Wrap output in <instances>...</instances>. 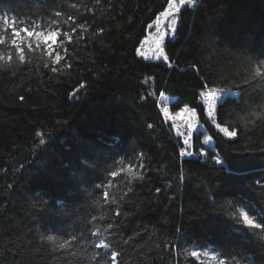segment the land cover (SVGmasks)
I'll use <instances>...</instances> for the list:
<instances>
[{
    "label": "trees",
    "instance_id": "1",
    "mask_svg": "<svg viewBox=\"0 0 264 264\" xmlns=\"http://www.w3.org/2000/svg\"><path fill=\"white\" fill-rule=\"evenodd\" d=\"M166 5L5 0L3 11L21 18L57 8L75 23L59 25L72 40L60 37L65 59L57 73L40 50L28 54L30 63L0 70V264H112V253L118 254L115 264H200L190 255L194 249L209 250L226 264H264V229L237 231L241 210L264 219V87L259 81L244 84L264 59V0L185 6L175 37L164 44L171 67L136 54ZM218 90L228 95L218 101L223 108L217 122L238 130L235 142L217 136L200 112L199 105L207 108V93ZM159 98L171 116L189 109L174 128L163 122ZM192 109L198 127L188 150L203 148L208 155L182 162L176 133L186 132ZM130 163L136 165L131 173ZM109 171L119 174L111 178ZM109 179L105 202L96 186ZM44 203L60 218L38 214ZM53 226L77 235L75 257L59 250L66 235L47 240ZM96 243L104 247L96 249Z\"/></svg>",
    "mask_w": 264,
    "mask_h": 264
},
{
    "label": "snow or ice",
    "instance_id": "2",
    "mask_svg": "<svg viewBox=\"0 0 264 264\" xmlns=\"http://www.w3.org/2000/svg\"><path fill=\"white\" fill-rule=\"evenodd\" d=\"M99 2V0H97ZM197 0H166L167 8L162 11L159 16L156 18V22L159 23L161 18H171L170 22L167 26V31H159L153 40L155 43V56L156 60H163L168 63V66L171 67V63L169 62V57L165 54L164 44L166 39L174 38L176 34V26L178 24V14L181 12L185 6L195 5ZM5 6V0H0V70H12L17 62L18 65H26L30 63L27 59L29 53H35L40 50L42 53H45L47 57L51 60L52 67L50 71L52 73H57L60 69L57 65L60 64L61 60L65 59V56L60 54L58 50L64 43L63 40L60 39L61 35L71 42L72 35L69 32L62 31L59 27L61 22L64 24H68L69 22L75 23V18L71 15H68L65 18V12L52 8L47 10L46 15L43 16H30L27 18H21L16 13L5 12L3 11V7ZM75 7V5H73ZM79 28L87 31L83 24L78 25ZM99 32H103L104 29L101 28L98 30ZM76 32V28L71 29V33L74 34ZM169 33L171 35H169ZM83 38V37H81ZM141 47L143 44L148 43V38L146 37L144 41H141ZM65 53L67 49H64ZM136 54L144 59H149V57L145 54L141 48L136 49ZM44 67L47 69L49 65L47 63L44 64ZM67 67L71 68V65H67ZM259 81L261 83V87H264V59H259L256 61L254 68L252 69L251 75L245 79L244 84H252L253 82ZM207 87V85H205ZM80 88L83 89L84 85L81 84ZM219 95L216 92L209 91L206 96L207 108L204 105H199L200 112L206 115L207 119L210 121L212 128L215 130L217 136L221 138H225V142H235L238 137V130L236 128H232L229 130L227 126H221L219 122H217L218 109L223 108V104H218V101L222 96L228 95L227 92L223 90H218ZM75 95V93H73ZM154 95V94H153ZM160 97H164V93L161 92ZM200 95H204V93H200ZM21 100L24 99L23 96L20 97ZM163 104L160 107V113L162 114L164 121L169 123L170 128H174V121L177 117H184L186 112H189L188 108H180L179 111L175 113V116H171L169 112V107L166 103L161 100ZM258 115V114H257ZM196 116L197 111L192 109L189 116V121L187 124L186 132L177 131L178 143L181 145L179 156L184 157H195L200 159L201 157H207V153L203 148L200 149L199 153H195L191 150H188L192 147L191 141L193 138V132L197 129L198 125L196 124ZM149 128L153 126L151 124L148 125ZM39 135V134H38ZM211 137L206 138L203 143L205 145L209 144ZM40 145L45 144V140L41 139L39 141ZM264 151V149H262ZM141 158V163L139 164L140 169H144L145 165L142 162V158L144 156L143 152L139 153ZM211 159L214 161L216 165H223V161L216 155H213ZM34 165H37V162H33ZM135 164H128L127 171L129 173L133 172L135 169ZM25 166L23 164L20 165V170H24ZM120 171H124L121 169ZM225 171H229L225 169ZM117 171H109L108 176L111 178H116L118 176ZM140 179H143V176H140ZM181 182H183L184 177L181 175ZM112 184V180L109 179L107 183L97 185V191H102L104 201L107 202L109 200V192L106 190ZM132 191V189H129ZM157 193L161 191L160 188H156ZM71 206V205H69ZM41 212L38 214L50 213L53 217L60 218V214L57 213L53 208H51L48 204L44 203L40 206ZM116 216H120L121 212L119 210L116 211ZM91 219L93 221L96 220L95 216H92ZM239 221L242 225V229L238 228L237 231L241 230H261L264 229V219H257V217L253 214L250 215L248 211L241 210L239 214ZM108 229L113 228V224L109 223L107 225ZM47 232L53 233L47 235L48 241H54L56 239L55 234L66 235L67 239H64L62 243L59 244V250L62 252H67L70 256L75 257L76 253L72 251L73 246L78 242V237L75 234H69L68 229L58 228L53 226L50 229L46 230ZM99 233V229H96L91 233L93 237L97 236ZM248 235H254L253 232H248ZM264 246V245H261ZM104 247L103 243H96L95 248L101 249ZM196 248H200V245H196ZM117 253H112V264H115ZM191 257L198 258L201 253L198 250H193L190 253ZM207 255V253H204ZM92 260L96 261L97 256H93ZM73 264H84L83 260L74 261ZM192 264H196V260L192 261ZM220 264H226L225 260H221Z\"/></svg>",
    "mask_w": 264,
    "mask_h": 264
},
{
    "label": "rangeland",
    "instance_id": "3",
    "mask_svg": "<svg viewBox=\"0 0 264 264\" xmlns=\"http://www.w3.org/2000/svg\"><path fill=\"white\" fill-rule=\"evenodd\" d=\"M192 6H194V5H192ZM192 6H188V7H192ZM166 8H167V5L162 11H164ZM161 12H159L157 14L155 19L151 23H149L146 35L141 40V41H144L145 38L147 37L148 43L143 44L142 47H141V43H140L139 46L137 47V48H141V50L145 52V54L149 57V59H144L140 56L139 57L144 59V60H147V61H154V62L162 61V62H164L162 59L161 60L154 59L156 46H155V43L153 42V40L155 39V37L159 31H167L168 30L167 26H168L170 19H171V18H168V19L161 18L159 23H157L156 18L159 16V14ZM169 35H171V34L169 33ZM170 39H173V38H170ZM167 40L168 39H166V41ZM158 103H159L158 105H160V98L158 99ZM160 107H161V105H160ZM194 250H198L201 253V255L198 258H196L200 262V264H220L221 260L219 258H217L215 256V254L212 253L211 251L199 250V249H194ZM204 253H207V255H204Z\"/></svg>",
    "mask_w": 264,
    "mask_h": 264
}]
</instances>
